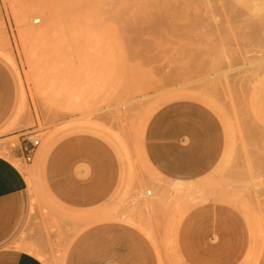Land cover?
<instances>
[{
    "label": "rangeland",
    "instance_id": "rangeland-1",
    "mask_svg": "<svg viewBox=\"0 0 264 264\" xmlns=\"http://www.w3.org/2000/svg\"><path fill=\"white\" fill-rule=\"evenodd\" d=\"M177 1L0 0V59L18 81L27 117L10 131L24 128L39 140L30 163L11 161L29 171L27 245L45 264H97L98 249L96 261L91 253L101 239L100 264L134 257L141 264H264V93L252 99L243 85L252 73L240 69L264 58V8L255 11L253 0ZM148 19L159 24L151 35L141 30ZM134 20L145 21L136 27L148 34L138 37L147 38L145 47L152 41V50L134 41ZM123 21L133 33L126 23L120 28ZM161 24L176 28L163 32ZM41 28L46 33L37 36ZM257 73L263 81L264 71ZM73 92L82 96L70 101ZM73 135L105 146L117 168L112 196L87 211L65 207L46 184L48 152ZM18 138L1 141L0 155L12 158ZM176 183L184 187L171 189ZM93 225L101 231L78 245ZM108 245L118 251L111 259Z\"/></svg>",
    "mask_w": 264,
    "mask_h": 264
},
{
    "label": "crops",
    "instance_id": "crops-1",
    "mask_svg": "<svg viewBox=\"0 0 264 264\" xmlns=\"http://www.w3.org/2000/svg\"><path fill=\"white\" fill-rule=\"evenodd\" d=\"M21 89L15 76L0 59V142L20 136L11 149L12 158L0 155V264H45L27 245L34 214V203L27 177L11 160L23 159L21 141L24 128L10 131L14 126L26 122L22 117ZM38 147L34 150V159ZM110 151L102 144L83 135H73L57 142L48 152L45 161L46 184L51 195L65 207L87 211L98 207L112 196L117 187V168L113 166ZM113 228H120L111 225ZM107 228L108 226H104ZM102 226H90L78 245L101 231ZM91 256L100 264L101 240L96 241ZM137 243V241H135ZM97 252L94 253V249ZM104 256L111 259L117 248L108 245ZM96 251V250H95ZM140 257H134L132 264H141ZM93 264H96L94 262Z\"/></svg>",
    "mask_w": 264,
    "mask_h": 264
},
{
    "label": "bare ground",
    "instance_id": "bare-ground-1",
    "mask_svg": "<svg viewBox=\"0 0 264 264\" xmlns=\"http://www.w3.org/2000/svg\"><path fill=\"white\" fill-rule=\"evenodd\" d=\"M170 1H171V2H174V0H170ZM180 1H182V0H180ZM185 1H187V0H185ZM185 1H183V2L185 3ZM194 1H195V0H193V1H191V2H194ZM196 1H197V0H196ZM196 1H195V2H196ZM198 1H199V0H198ZM200 1H206V0H200ZM209 1L211 2V1H213V0H208V2H209ZM222 1H228V0H222ZM250 1H252V0H250ZM253 1H256V2H254V5H253L255 11H260V10H262V9L264 8V0H253ZM176 2H177L178 5H180V4L178 3L177 0H176ZM214 2H215V0H214ZM180 3H181V2H180ZM184 3H183V4L181 3V5H185ZM174 4H175V3H174ZM177 4H176V5H177ZM187 4H189V3H187ZM187 4H186V5H187ZM33 7H34V8L31 7V10H33V9H36V10H37V7H36V8H35V6H33ZM37 11H39V10H37ZM32 12H33V11H32ZM33 13H34V14L36 13L35 10H34ZM36 14H40V16H42L40 12H39V13H36ZM36 18H37V17H36ZM36 18H32V20H34V23H36V22L39 21V20H37ZM35 19H36V20H35ZM148 20H149V19H148ZM148 20H147V21H148ZM136 21H138V20H136ZM136 21L134 20V22H135V24H134L135 27L133 26V28H132V26H131V28L133 29V30H132L133 32H135L136 30H139V29H138V28L140 27L139 25H141V24H140V21L145 23L144 20H143V21L140 20V21H139V24H138ZM147 21H146V22H147ZM123 22H124V21H123ZM156 22H158L156 19H151V20H149V21L147 22V26H148V27H147V26H146V27H147L148 30H147V29H146V30H145V29H141V27H140V29L143 30V31H146V32L148 31V33H149V32H151V30H153V26L156 27V26L159 25V24L157 25ZM125 23H126V24H125ZM131 23H133V22H131ZM144 23H143V24H144ZM149 23H150V25H151L152 27H150ZM124 24L126 25V28H125V29H127V31L130 32V31H131V30H130L131 28L129 29L130 26H128V28H127V21H125L124 23L120 24V25H119L120 28L122 29V26L125 27ZM136 24H137V25H136ZM143 24H142V25H143ZM144 25H145V24H144ZM161 25H162V24H161ZM161 25H160L159 27H161ZM167 25H168V24H167ZM167 25H166V26H167ZM169 25H170V24H169ZM136 26H138V28H137ZM164 26H165V25L163 24L162 27H164ZM166 26H165V28H162V27H161L162 30L160 29V31L165 32L163 29H166V28L168 27V26H167V27H166ZM146 27H145V28H146ZM159 27H157V28H159ZM134 28H135V29H134ZM168 28H169V27H168ZM168 28H167V30H168ZM170 28L173 29V28H176V27H175V26H173V27L170 26ZM170 28H169V29H170ZM121 29H118L119 34H120L121 31L124 32V31L121 30ZM125 29H124V30H125ZM128 29H129V30H128ZM120 30H121V31H120ZM141 30L137 31L138 33H133L132 31H131V33H133V36H135V37H136V34H138L137 37H138L139 35L146 36V35H144L146 32H144V34H142L143 32L141 33ZM154 30H155V29H154ZM167 30H166V33H167ZM173 30H174V29H173ZM155 31H156V30H155ZM155 31H152V32H155ZM158 31H159V30H158ZM34 32H36L37 36H41V35H43V34L46 33V30H45L44 28H43V29L41 28V29H39V30H37V31H34ZM139 32H140V34H139ZM168 32H169V30H168ZM126 33H127V32H126ZM148 33H146V34H148ZM157 33H158V32H157ZM121 34H122V33H121ZM121 34H120V35H121ZM124 34H125V33H124ZM124 34H123V35H124ZM152 34H153V33H152ZM162 34H163V33H162ZM169 34H174V35H175L174 32H173V33H169ZM123 35H121V36H123ZM126 35L128 36V33L125 34V36H126ZM130 35H131V34H130ZM149 35H151V34L149 33ZM149 35H148V36H149ZM163 35H164V34H163ZM167 35H168V34H167ZM99 36H100V35H98V38H99ZM125 36H124V37H125ZM133 36H129V37L132 38ZM154 36H155L156 38L158 37V36L155 35V33H154L153 37H154ZM161 36H162V35H161ZM100 37H103V36H100ZM129 37H128V39H129ZM140 37H141V36H140ZM140 37H138V39H135V38H134L135 40H134V39H133V40H134V41H136V40H140ZM122 38H123V37H122ZM144 38H145V37H144ZM42 39H43V38H42ZM42 39H41V40H42ZM96 39H97V38H96ZM96 39H95V40H96ZM101 39H102V38H101ZM124 39H127V38H124ZM157 39H158V38H157ZM88 40H89V39H88ZM98 40H99V39H97L96 41H98ZM129 40H131V39H129ZM129 40H127V42H130ZM144 40H147V38L144 39ZM144 40H142V41L144 42ZM148 40H150V39H148ZM131 41H132V40H131ZM140 41H141V40H140ZM142 41H141L140 44H144V43H145V42L143 43ZM101 42H102V41H101ZM136 42H137V41H136ZM136 42H134V43H136ZM146 42H147V41H146ZM151 42H152V41H151ZM151 42H150V41H149V43L147 42L149 45L146 43V44H147L146 47H145V44H144V46H143V45H139L140 47H139V46H138V47H139L140 49L142 48V50H143V49L145 50V48H146V50H148V49H147V48H148L147 46H150V43H151ZM90 43L92 44V42H90ZM90 43H89L88 45H90ZM45 44H46V46H49V43H48L47 41L45 42ZM45 44H44V45H45ZM95 44H96V43H95ZM100 44L102 45L103 43H100ZM100 44H99V46H100ZM128 44H129V43H128ZM136 44H137V43H136ZM138 44H139V41H138ZM152 44H153V45H152ZM152 44H151V46L156 45V44H154V42H153ZM41 46H42V45H41ZM46 46H45V47H46ZM90 46H93V45H90ZM99 46L94 45V51H95V53H96L95 47H96V48L98 47L97 50H99ZM131 46H133V45H130L129 47L131 48ZM141 46H142V47H141ZM134 47L137 48V46H134ZM134 47H133V49H135ZM143 47H145V48H143ZM89 48H91V47L87 46V49H89ZM92 48H93V47H92ZM150 48H151V47H150ZM154 49H155V48H154ZM44 50H45V49H44ZM85 50H86V49H85ZM150 50H152V48L149 49L148 51H150ZM72 51H73V50H72ZM72 51H71V53H72ZM148 51H147V52H148ZM97 52H98V51H97ZM83 53H84V52H83ZM86 53H87V52H85L84 54L86 55ZM91 53H93V50H92ZM68 54H69V53H68ZM68 54H67V55H68ZM147 54H150V53H147ZM81 55H83V54H81ZM87 55H89V54H87ZM96 55L98 56V54H96ZM69 56H70V55H69ZM69 56H67V57L69 58ZM72 56H73V53H72ZM72 56H71V57H72ZM90 56H92V58H91ZM94 56H95V55H94ZM152 56H153V55H152ZM152 56L147 57V56L145 55V58H148V59H146V60H149V58H150V60H149L150 62H151V58H153V60L158 59L157 57H155V56L152 57ZM71 57H70V58H71ZM78 57H79V56H78ZM81 57H82V56H81ZM84 57H85V56H84ZM88 57H90L91 59H93V55H92V54H90ZM88 57H86V58H88ZM262 57H263V56H262ZM262 57H261V60H257V61H254V62H252V61H251V62H245V63H243V65L240 67V69L243 70L244 72H251V73H252V74H249V73H248L249 75L247 74V76H246V78H245V80H244V82H243V85L246 87V89L249 90V96H250L252 99H255V100L259 99V94H262V95H263V93H264V91H263L264 87H263V89H262V87H260L261 91H263L262 93H260V92H261V91H259L260 89L257 90V89H258V88H257V84H258V83H259V85H260V83H261V85L264 84V83L262 84V82L264 81V79H263V81H262V79H259V80H258V78H260V75H258V73H257V72H259V73L262 72V73H263V71H264V58L262 59ZM86 58H85V59H86ZM96 58H97V57H96ZM143 58H144V57H143ZM255 58H256V56H255L253 59H255ZM257 58H258V56H257ZM88 59H89V58H88ZM91 59H90V61H91ZM259 59H260V57H259ZM79 60H80V58H79ZM82 60H83V58H82ZM95 60H97V59L94 58L93 61H95ZM143 60H144V59H143ZM146 60H144V61L146 62ZM153 60H152V62H153ZM249 60H250V59H249ZM90 61H88V63H91V62H92V61H91V62H90ZM158 61H159V60H156V62H158ZM242 61H243V59H242ZM81 62H83V61H81ZM145 62H144V63H145ZM84 63H86V62H84ZM147 63H149V62H147ZM81 64H82V63H81ZM86 64H87V63H86ZM149 64H150V63H149ZM71 65H72V64H71ZM147 65H148V64H147ZM202 65H204V63H203L202 61L199 62L198 66L200 67V69H201ZM72 66H73V65H72ZM158 66H159V65H158ZM153 67H156V66H153ZM247 67H248L249 69H248ZM245 68H247V69H245ZM86 69H87V68H86ZM104 70H105V69H104ZM256 71H257V72H256ZM88 72H89V71H88ZM86 73H87V72H86ZM86 73H85V74H86ZM262 73H261V76H262ZM78 74H79V73H78ZM91 74H92V73H91ZM263 74H264V73H263ZM100 75H101V74H100ZM111 75H112V74H111ZM83 76H84V75H83ZM92 76H94V75L92 74ZM95 76H96V75H95ZM95 76H94V77H95ZM106 76L108 77V75H106ZM88 77H90V76L88 75ZM97 77H99L98 74H97ZM113 77H114V76H113ZM124 77H125V76H124ZM263 77H264V75H263ZM263 77H262V78H263ZM67 78L69 79V77H67ZM68 79H67V80H68ZM78 79H79V78H78ZM99 79H100V78H97L96 82H97ZM101 79H102V78H101ZM101 79H100V80H101ZM108 79H109V78H108ZM111 79H112V77H111ZM114 79H116V77H115ZM120 79H121V78H120ZM76 80H77V78H76ZM106 80H107V79H106ZM71 81H73V80H71ZM71 81H70V82H71ZM80 81H82V80H80ZM83 81H84V80H83ZM85 81H86L87 84H88L89 80H88V81L85 80ZM90 81H91V79H90ZM92 81H93V80H92ZM92 81L89 82V83H92ZM94 81H95V80H94ZM94 81H93V82H94ZM109 81H110V80H109ZM258 81H261V82H258ZM73 82H76V81H73ZM77 83L79 84V81H78ZM97 83H98V82H97ZM104 83H105V85H106V82H104ZM78 84H77V86H78ZM83 84H84V83H83ZM87 84H86V86H87ZM74 85H75V83H74ZM105 85H104V86H105ZM68 86H69V84H68ZM86 86H85V87H86ZM96 86H97V85H96ZM96 86H95V87H96ZM98 86H99V85H98ZM101 86H102V85H101ZM113 86H115V85H113ZM63 87H64V86H63ZM75 87H76V86H75ZM78 87H79V86H78ZM83 87H84V85H83ZM83 87H82V88H83ZM85 87H84V88H85ZM87 87H88V86H87ZM93 87H94V84H93ZM110 87H111V86H110ZM134 87H135V86H134ZM137 87H138V85H137ZM71 88H72V87H71ZM84 88H83L82 90H84ZM90 88H91V87H90ZM90 88H89V90H90ZM98 88H101V87L99 86ZM103 88H104V87H103ZM114 88H115V87H114ZM86 89H87V91H88V88H86ZM106 89H107V88H106ZM106 89H105V90H100V91H101V92H103V91H105V92H109L108 90H110V91L112 90V89H109V88H108V90L106 91ZM67 90H68V89H67ZM69 90H70V89H69ZM72 90H73V89H72ZM79 90H81V88H80ZM91 90L93 91V88H92ZM97 90H99V89H97ZM94 91H96V90L94 89ZM100 91H98L97 93L99 94ZM75 92H76V91H75ZM80 92H81V91H80ZM80 92H77V93H74V92H73V93H71V94L69 93L70 101L73 100V97H74V98H79V96L81 95ZM83 92H84V94H85V93L87 94L86 91H83ZM180 92H181V91H179V94H180ZM183 92H184V91H183ZM54 93L56 94V92H54ZM88 93H89V92H88ZM90 93H91V92H90ZM97 93H96V94H97ZM57 94H58V93H57ZM59 94H60V93H59ZM84 94H83V95H84ZM96 94L94 95V98H95ZM175 94H176V93H175ZM184 94L186 95V92H185ZM184 94H183V93H181L180 95L176 94L175 96H176V97H178V96L182 97V96H185ZM198 94H200V93H198ZM198 94H197V93H192V92H190V93H187V97H188L189 95H190V97H191V95H192V97H193V95H194V97H197V99H200V98L198 97V96H199ZM87 95H88V94H87ZM90 95L92 96V93H91ZM99 95H101V94H99ZM177 95H178V96H177ZM195 95H196V96H195ZM201 95H202V94H201ZM54 96H55V95H54ZM81 96H82V95H81ZM81 96H80V97H81ZM84 96H85V95H84ZM172 96H174V95H172ZM172 96H171V97H172ZM175 96H174V97H175ZM203 96H204V95H202V97H203ZM200 97H201V96H200ZM202 97H201V100H199V101H201V102H203V103H204V101H207V102H205V104H206V103H209L208 100H205L206 96H204L205 98H204V97L202 98ZM263 97H264V95H263V96L260 95V98H263ZM99 98H100V97H99ZM192 99H193V98H192ZM195 99H196V98H195ZM202 99H203L204 101H202ZM209 99H210V98H209ZM68 100H69V99H68ZM261 100H262V102H264L263 99H261ZM213 101H214V100H213ZM125 102H126V101H125ZM121 104H122V103H120V100H119V105H118V106H120ZM123 104H124V102H123ZM114 105L117 106V104H114ZM207 105H210V104H207ZM263 105H264V104L262 103V106H263ZM216 106H217V105H216ZM262 106H261V108H262V110H263L264 107H262ZM210 107H211V106H210ZM212 108H213V106H212ZM218 108H219V107H218ZM215 109H216V108H215ZM215 109H214V110H215ZM263 112H264V111H263ZM146 117L148 118L149 115H147ZM146 117H145V118H146ZM145 118L143 119L144 122L142 121V123H144V125H146V124H145V121H148V119L146 118L147 120H145ZM146 123H147V122H146ZM141 125H142V124H141ZM142 127H143V126H142ZM142 127H141V128H142ZM143 128H144V127H143ZM143 128L141 129V132H143V131H142ZM141 132H140V137L142 138L143 133L141 134ZM141 138H140V139H141ZM140 141H141V140H140ZM141 153H142V152H141ZM18 167H19V169L21 170V172H22L26 177L29 176V171H28L27 169H25L23 166H20V165H18ZM170 186H171V184H170ZM201 186H202V185H201ZM201 186H199V187H201ZM161 187H163V186H161ZM165 187H166V186H165ZM183 187H184V186H183L182 184H178V183H176V184H174V186H173L171 189L175 188L176 190H177V189L181 190ZM195 187H197V186H195ZM195 187H194V188H195ZM189 188H190V187H189ZM192 188H193V187H191V189H192ZM202 188H203V187H202ZM202 188H201V189H202ZM184 189H185V188H184ZM184 189H183V190H184ZM169 190H170V189H169ZM193 190H194V189H193ZM193 190H192V191H193ZM170 191H171V190H170ZM172 191H173V190H172ZM184 191H185V190H184ZM184 191H181V192L183 193ZM168 192H169V191H168ZM178 192H179V191H178ZM165 193H167V192H165ZM175 193H177V192H175ZM175 193H174V194H175ZM179 194H180V192H179ZM176 195H177V194H176ZM181 195H183V194H181ZM200 195H201V194H200ZM203 197H204V195H203L202 197H200V198L202 199ZM203 200H204V199H203ZM199 201H200V200H199ZM201 202H202V200H201ZM173 232H174V231H173ZM172 241H173V239H172Z\"/></svg>",
    "mask_w": 264,
    "mask_h": 264
},
{
    "label": "built area",
    "instance_id": "built-area-1",
    "mask_svg": "<svg viewBox=\"0 0 264 264\" xmlns=\"http://www.w3.org/2000/svg\"><path fill=\"white\" fill-rule=\"evenodd\" d=\"M20 138V136H19ZM18 138V140H19ZM21 141L25 144V147H23V160L26 163L31 162V157L34 152V150L38 147L39 145V140L38 139H33V132H27L22 135ZM16 146V145H15ZM147 196L151 195V191L146 192Z\"/></svg>",
    "mask_w": 264,
    "mask_h": 264
}]
</instances>
